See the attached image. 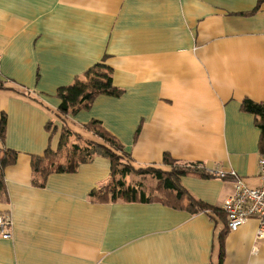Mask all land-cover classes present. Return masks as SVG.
Masks as SVG:
<instances>
[{
  "label": "crops",
  "instance_id": "obj_1",
  "mask_svg": "<svg viewBox=\"0 0 264 264\" xmlns=\"http://www.w3.org/2000/svg\"><path fill=\"white\" fill-rule=\"evenodd\" d=\"M256 4L0 0L3 144L18 152L4 170L0 214L9 213L12 226L0 238V264H217L223 213L190 210L186 201H97L91 191L111 178L109 159L99 153L38 185L31 156L57 150L63 128L65 147L81 144L78 135L93 140L85 125L97 119L135 168L167 170L166 152L178 163L234 170L257 187L260 130L241 108L245 98L264 103V0ZM103 57L121 93L59 113L57 90ZM203 172L189 171L179 183L222 209L232 183ZM124 180L144 181L133 174ZM256 231L254 219L226 231L222 264H264Z\"/></svg>",
  "mask_w": 264,
  "mask_h": 264
},
{
  "label": "trees",
  "instance_id": "obj_2",
  "mask_svg": "<svg viewBox=\"0 0 264 264\" xmlns=\"http://www.w3.org/2000/svg\"><path fill=\"white\" fill-rule=\"evenodd\" d=\"M262 0H257L255 9L259 6ZM112 69L105 63L103 57L100 61L89 67L80 79H75L71 84L62 86L57 90V96L60 99L58 111L61 114H65L69 109L75 106L88 107L93 99L99 94H107L117 96L121 93V90L113 85L111 77ZM241 108L245 111L251 112L256 117V126L260 130L259 143L261 152L264 154V103L254 102L248 98H245L241 102ZM50 123H47V129L50 128ZM85 129L89 130L94 139H86L77 136L78 140H81V144H71L77 150L71 156L65 158L60 156L57 161H49L46 163L48 155H55L58 151H63L68 148L66 131L63 128L59 147L57 150L46 149L42 156H31V168L34 172H39L41 175V181L38 185H43V181L50 173L69 172L76 169L77 164L90 159L93 154L99 153L108 157L110 162V180L98 189L91 191L90 195L97 201H137V202H150L160 200L161 202L168 204L172 207H182L183 202L186 201V207L190 210H209L224 214L223 210L209 206L203 201L193 198L179 183L180 176L186 174L189 171H198L203 176H207L203 170H197L196 163H178L173 159L170 154L164 153L162 156V163L168 167L164 170L160 167L148 166L135 168L128 157V154L123 150L119 141L101 125V122L97 119H92L85 125ZM5 132V115L2 113L0 117V201L7 199L6 187L4 181V170L7 166L14 164L18 157V152L3 144ZM83 138V139H82ZM78 155V158L76 156ZM61 160H64L62 162ZM141 175L144 180L148 179L149 174L153 175L161 187V194H150L149 190H145L140 181H132L127 183L124 178L129 175ZM158 191V190H156ZM224 219L226 215L224 214ZM226 227L223 229L218 237L219 242V258L217 264H222L223 257V238L226 234Z\"/></svg>",
  "mask_w": 264,
  "mask_h": 264
},
{
  "label": "built area",
  "instance_id": "obj_3",
  "mask_svg": "<svg viewBox=\"0 0 264 264\" xmlns=\"http://www.w3.org/2000/svg\"><path fill=\"white\" fill-rule=\"evenodd\" d=\"M196 168L232 183V192L222 203L227 230L235 231L248 220L254 219L257 222L256 241L264 239V154L261 153L257 161V187L248 186L234 170H205L203 163L198 162ZM11 226L9 213L0 214V238L10 237Z\"/></svg>",
  "mask_w": 264,
  "mask_h": 264
},
{
  "label": "rangeland",
  "instance_id": "obj_4",
  "mask_svg": "<svg viewBox=\"0 0 264 264\" xmlns=\"http://www.w3.org/2000/svg\"><path fill=\"white\" fill-rule=\"evenodd\" d=\"M84 137H92V135L88 132H82L80 131ZM87 135V136H86ZM79 148V146L77 145L76 148ZM75 147H73V145H70L68 148L64 149L63 151H58V153H55V155H48V158L46 160V163H48L49 161H57V159L60 158V156L62 155L63 158H65L66 156H71L73 153H75L77 150ZM77 158H78V155L76 154ZM131 181V180H130ZM142 186L145 188V190H149L150 191V194H154V195H160L161 191V187L159 185V183L157 182V180L154 178L153 175L149 174L148 176V179L147 180H144L142 182ZM158 190V191H156Z\"/></svg>",
  "mask_w": 264,
  "mask_h": 264
}]
</instances>
